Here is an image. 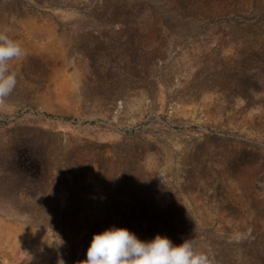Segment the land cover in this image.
Returning <instances> with one entry per match:
<instances>
[{
    "label": "rangeland",
    "instance_id": "1",
    "mask_svg": "<svg viewBox=\"0 0 264 264\" xmlns=\"http://www.w3.org/2000/svg\"><path fill=\"white\" fill-rule=\"evenodd\" d=\"M6 29L0 264L111 227L264 264V0H0Z\"/></svg>",
    "mask_w": 264,
    "mask_h": 264
},
{
    "label": "clouds",
    "instance_id": "2",
    "mask_svg": "<svg viewBox=\"0 0 264 264\" xmlns=\"http://www.w3.org/2000/svg\"><path fill=\"white\" fill-rule=\"evenodd\" d=\"M0 31V107L13 92L16 73L11 62L26 53L21 44L8 33ZM81 264H213L210 257L186 238L173 243L167 236L156 234L141 240L125 227L106 228L93 233Z\"/></svg>",
    "mask_w": 264,
    "mask_h": 264
},
{
    "label": "bare ground",
    "instance_id": "3",
    "mask_svg": "<svg viewBox=\"0 0 264 264\" xmlns=\"http://www.w3.org/2000/svg\"><path fill=\"white\" fill-rule=\"evenodd\" d=\"M22 27H24V29L30 28L32 34H37L38 29L41 27V25H38L36 23H24L22 25ZM32 46H34V45H32Z\"/></svg>",
    "mask_w": 264,
    "mask_h": 264
}]
</instances>
